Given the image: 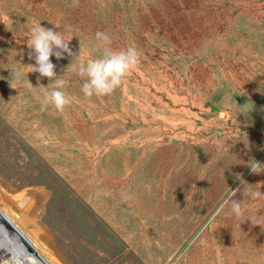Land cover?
<instances>
[{"label": "rangeland", "instance_id": "rangeland-1", "mask_svg": "<svg viewBox=\"0 0 264 264\" xmlns=\"http://www.w3.org/2000/svg\"><path fill=\"white\" fill-rule=\"evenodd\" d=\"M38 23L77 56L82 43L99 58L101 31L139 63L87 97L79 61L53 56L72 103L42 110L54 80L29 67ZM253 160L264 0H0V264H264ZM237 189L239 218L224 204Z\"/></svg>", "mask_w": 264, "mask_h": 264}, {"label": "clouds", "instance_id": "clouds-1", "mask_svg": "<svg viewBox=\"0 0 264 264\" xmlns=\"http://www.w3.org/2000/svg\"><path fill=\"white\" fill-rule=\"evenodd\" d=\"M73 3L75 5L76 0H73ZM29 31L28 46L34 50L36 61L35 65L29 66L31 72H38L42 77L54 80V83L50 84L54 85L53 90L43 94L42 110L48 104H52L57 110L63 111L66 106L72 103L71 97L63 90L67 81L62 77H57L56 65L51 60L53 56L59 60L67 53L69 56H73L75 61H79L77 75L84 79L82 91L87 97L111 95L139 63L140 56L136 48L114 49L112 47L113 38L105 32L97 31L95 33L101 55L99 58H91L86 57L82 43L79 55L73 53L69 47L70 40L61 31L42 27L40 23L32 26ZM28 83L33 87L29 80ZM250 168L253 173L264 172V165L255 160L250 162ZM237 191L240 189L231 190L224 204L230 203L232 212L239 218L243 214L242 202L233 199ZM244 195L247 198L249 193L244 190ZM251 197L264 199V193L261 191L252 192Z\"/></svg>", "mask_w": 264, "mask_h": 264}, {"label": "bare ground", "instance_id": "bare-ground-1", "mask_svg": "<svg viewBox=\"0 0 264 264\" xmlns=\"http://www.w3.org/2000/svg\"><path fill=\"white\" fill-rule=\"evenodd\" d=\"M35 208H36V206H34ZM35 211V210H34ZM33 212V211H32ZM32 214V213H31ZM25 233H26V231H25ZM27 234V236L29 237V235H28V233H26ZM0 235H1V232H0ZM35 241V240H34ZM1 244V243H0ZM0 247H2L1 245H0ZM5 252H3V250L0 248V259H3V256L5 257ZM9 255V254H8ZM34 255V254H33ZM34 257H36V255H34ZM32 258H33V256H32ZM39 262H41V260L39 261V258H38V263ZM37 263V264H38ZM44 264H51L49 261H47V262H44Z\"/></svg>", "mask_w": 264, "mask_h": 264}]
</instances>
